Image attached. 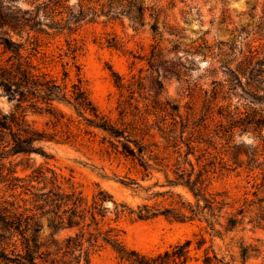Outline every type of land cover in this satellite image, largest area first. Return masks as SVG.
<instances>
[{
	"label": "rangeland",
	"instance_id": "1",
	"mask_svg": "<svg viewBox=\"0 0 264 264\" xmlns=\"http://www.w3.org/2000/svg\"><path fill=\"white\" fill-rule=\"evenodd\" d=\"M142 1L160 10L159 35L152 34L149 25L153 19L146 12L144 26L136 31L122 19L82 24L70 37H41L32 46L25 35L22 39L12 37L24 44L23 55L31 53L32 63L40 71L59 83L66 73L68 89L80 81L101 115L126 132L131 147L138 143L151 151L166 174L144 172L136 160L121 153V144L113 141L110 145L99 130L84 133L82 121L73 110L56 104L65 115L56 131L79 135L77 142L43 143L49 159L30 154L0 161V202L22 204L29 198L25 191L29 179L43 172L47 180H34L30 185L50 188V178L54 177L64 187L67 182L74 184L87 198L99 187L117 203L134 210L148 205L162 211L178 200L177 194L195 203L186 189L171 188L165 179L173 180L175 173L184 174L185 179L193 168L191 179L201 175L206 195L215 200L213 216L209 217L206 210L204 215L220 234H210L204 217L179 223L163 216L149 220L126 216L113 223L122 230L126 247L154 254L191 239L188 264H200L205 252L209 256L215 253L222 264H264V141L259 136L264 137V128L231 130L221 117L220 106L244 112L246 96L239 87L227 95L214 93L215 84L226 85L227 70H236L238 63L249 56L264 55V0ZM15 6L28 8L21 1ZM156 79L163 85L161 90ZM258 96L263 100L255 108L264 120V88ZM15 106L0 90V113H14ZM177 106L178 111L172 109ZM26 120L36 130L54 131L46 114L28 110ZM5 142L0 134V143ZM9 177L20 179L16 189L10 186ZM130 180L140 188L124 186ZM230 219L235 221L232 227L228 226ZM200 237L205 243L195 250ZM91 264L118 261L105 248L92 257Z\"/></svg>",
	"mask_w": 264,
	"mask_h": 264
},
{
	"label": "trees",
	"instance_id": "2",
	"mask_svg": "<svg viewBox=\"0 0 264 264\" xmlns=\"http://www.w3.org/2000/svg\"><path fill=\"white\" fill-rule=\"evenodd\" d=\"M17 1L28 8H17ZM146 12L153 19L149 25L152 34L159 35L160 10L155 6H145L142 0H0V90L8 101L16 103L14 113H0V134L6 140L4 144L0 143V161L30 154L49 159L42 147L43 143H76L79 135L56 131L65 118L56 106L62 104L71 108L81 119L84 133L88 129L99 130L106 134L110 145L113 146V141L121 144V153L132 161L136 160L144 172L152 170L166 174L161 163H156V159L151 157V151L138 143H133L131 147L132 141L126 132L101 115L80 81L71 84L68 89L66 73L59 83L55 77L40 71L33 65L31 53L23 55L24 44L12 37L15 35L22 39L25 35L26 42L32 46L41 37H70L82 24H107L122 19H127L136 31L144 26ZM164 28L171 29L165 24ZM35 47L31 49L34 51ZM198 54L206 56L204 53ZM226 75V85L215 84L214 93L227 95L239 87L246 96V103L244 112L231 110L229 105H221V117L225 123L231 130L239 128L241 132L263 129L264 120L255 106L263 100L258 96V91L264 88V55L243 59L236 70H227ZM156 85L160 90L163 88L159 79H156ZM172 109L178 111L179 107ZM28 110L50 116L53 133L34 129L26 120ZM259 136L264 141V137ZM187 146L190 148L189 144ZM192 172L185 179L184 174L176 173L173 180L167 176L165 179L171 188L186 189L195 203L191 204L177 194L178 200L172 201L162 211L148 205L137 206L134 210L124 203H117L112 195L99 187L87 198L74 184L67 182L64 183L67 187H64L54 177L50 178V188L45 184L35 188L30 185L32 181L41 179L37 182L40 183L47 180L41 172L36 179H29L25 187L29 198L22 200V204L0 202V264H91L92 257L105 248L110 249L118 264H188L193 244L191 239L178 242L163 252L143 253L126 247L122 230L113 223L126 216H135L137 220L163 216L174 222L187 223L198 218L205 219V210L212 217L215 200L206 195L201 175L191 179ZM9 174L13 175L14 172L9 171ZM9 181L12 189H16V182H20V179L9 177ZM123 184L128 188H140L134 180ZM201 201L203 206L200 205ZM108 215L113 218H108ZM205 222L210 234H220L214 229L213 222L208 219ZM234 224L235 221L230 219L228 226ZM204 243V238L200 237L195 241V250H200ZM200 264H222V261L215 253L209 256L205 252Z\"/></svg>",
	"mask_w": 264,
	"mask_h": 264
}]
</instances>
